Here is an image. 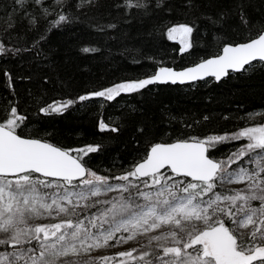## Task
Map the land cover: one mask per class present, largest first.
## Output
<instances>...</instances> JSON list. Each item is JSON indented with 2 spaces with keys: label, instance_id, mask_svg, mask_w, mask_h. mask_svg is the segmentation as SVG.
Masks as SVG:
<instances>
[{
  "label": "snow or ice",
  "instance_id": "6c2138e0",
  "mask_svg": "<svg viewBox=\"0 0 264 264\" xmlns=\"http://www.w3.org/2000/svg\"><path fill=\"white\" fill-rule=\"evenodd\" d=\"M252 7L253 0H12L0 17L6 23L0 59L45 62L51 33L84 23L106 36L119 28L115 11L124 22L133 14L154 20L147 37L177 41L182 55L197 47L206 52L179 70L148 56L154 71L94 83L50 103L36 95L38 114H63L96 101L103 107L160 85L223 84L264 74V0L256 20ZM198 33L211 41L201 44ZM79 43L82 54L101 51L91 41ZM0 75L12 94L0 107V264H264V110L239 117L243 126L234 130L205 135L191 133L212 119L209 114L181 118L183 130L175 137L139 122L128 166L101 174L90 154L103 145L72 148L47 130L30 128L16 97L17 77L7 67ZM43 83L53 81L45 76ZM99 129L118 133L121 125L101 117ZM225 144L234 147L217 155Z\"/></svg>",
  "mask_w": 264,
  "mask_h": 264
},
{
  "label": "trees",
  "instance_id": "16d2710c",
  "mask_svg": "<svg viewBox=\"0 0 264 264\" xmlns=\"http://www.w3.org/2000/svg\"><path fill=\"white\" fill-rule=\"evenodd\" d=\"M203 2L207 3V0ZM11 4L12 0H0V17L6 16L4 6ZM259 9L260 0H253V7L249 9L253 20L259 18ZM7 11L10 12L11 7ZM112 17L119 28L103 37L90 31L84 23L51 33L44 45L50 57L45 62L36 64L28 56L16 60L0 59V69L7 67L17 77L15 93L21 111L28 114L29 127L47 130L56 142L72 148L88 143L103 145L101 151L90 154L91 166L101 174L106 169L120 174L122 166H128L135 155L133 136L139 122L147 123L157 135L170 132L175 137L183 130L181 118L201 119L209 114L212 119L191 133L205 135L234 130L243 126L239 117L264 110V74L258 72L250 77H234L223 84L213 81L207 85L200 82L195 87L160 85L150 87L142 95L122 96L103 107L100 101H96L74 106L63 114H38V105L33 102L36 95L50 103L68 92L75 95L94 83L108 85L124 77L143 76L147 70L154 71L155 66L145 59L148 56L166 61L167 66L181 68L189 65V61H197L206 52L205 48L197 47L191 50V55H182L177 41H168L166 37L149 39L147 33L154 20H141L133 14L127 18L128 22H124L115 11ZM230 23L235 27L238 20L233 19ZM5 27V21L0 20V33ZM203 27L201 25V32ZM197 39L203 44L211 41V35L201 40L198 33ZM80 41H91L101 51L93 55L82 54ZM133 57L141 62L133 63ZM21 76H31V79H19ZM45 76L53 83L45 85ZM8 99H12V94L5 78L0 75V107ZM130 106L136 111L133 112ZM171 116L177 119L170 120ZM225 116L229 119H223ZM101 117L108 123L119 122L120 131H101ZM230 147L234 146L222 145L217 155L226 153Z\"/></svg>",
  "mask_w": 264,
  "mask_h": 264
},
{
  "label": "rangeland",
  "instance_id": "374dc122",
  "mask_svg": "<svg viewBox=\"0 0 264 264\" xmlns=\"http://www.w3.org/2000/svg\"><path fill=\"white\" fill-rule=\"evenodd\" d=\"M226 188H235V187H242V185H225ZM146 243V240L144 241ZM130 245L131 246H136V242L133 241V242H130ZM116 250H123V248H120V249H108V250H98L97 253L95 254H99V255H109V254H112V252L116 251ZM69 261L75 259L73 257H70L68 258ZM83 259V258H82Z\"/></svg>",
  "mask_w": 264,
  "mask_h": 264
},
{
  "label": "water",
  "instance_id": "95a60500",
  "mask_svg": "<svg viewBox=\"0 0 264 264\" xmlns=\"http://www.w3.org/2000/svg\"><path fill=\"white\" fill-rule=\"evenodd\" d=\"M185 66H189V65H185ZM185 66H184V67H185ZM181 68H182V67H181ZM181 68H176V69L179 70V69H181Z\"/></svg>",
  "mask_w": 264,
  "mask_h": 264
}]
</instances>
